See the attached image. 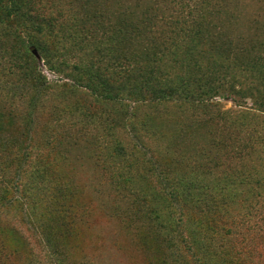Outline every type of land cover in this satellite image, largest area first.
I'll use <instances>...</instances> for the list:
<instances>
[{"label": "rangeland", "instance_id": "obj_1", "mask_svg": "<svg viewBox=\"0 0 264 264\" xmlns=\"http://www.w3.org/2000/svg\"><path fill=\"white\" fill-rule=\"evenodd\" d=\"M42 1L41 15L55 17L51 7L57 2ZM243 3L244 17L235 33L241 34L247 43L242 48L248 49H236L229 55L236 89L242 87L240 82L244 87L254 86L258 79L251 73L260 64L253 63L264 61V0ZM2 18L0 48L13 44L8 41L10 36L6 39L7 29L16 25L7 10ZM35 37L54 45L50 37ZM191 57L185 56L187 61ZM36 59L51 84L50 99L61 96L63 82ZM243 65L249 66L244 73L245 69L239 72ZM8 67L4 63V70ZM5 85L0 78V264H176L169 236L176 243V258L184 259L177 258L180 264H264V113L250 108L251 99L240 107L234 103L237 96L215 99L222 112L236 117L232 130L219 135V140L234 135L253 142L252 150L223 159L222 165L205 161L202 155L209 125L194 121L189 106L186 110L175 104L159 113L138 109L143 127H138L142 130L135 140L120 124L113 128L109 114L100 106L92 110L97 125H86V134L79 135L85 130L77 122L66 132L65 118L70 115L62 113L56 122L53 115L61 104L47 100L43 105L56 108L49 112L40 108L42 114L31 133L33 144L42 145L43 139L57 132L58 139L54 147L40 146L39 154L24 158L17 150L25 146L27 134L19 123V108L6 101L12 91L3 92ZM143 130L146 134L141 136ZM250 174L259 183L241 185L242 178ZM17 177L30 190V215L45 223V234L33 229L34 221L28 220L25 208L16 202ZM227 183H238L244 197L237 196ZM175 184L182 196L178 207L182 215L170 194ZM222 186L225 190L220 192ZM248 199L260 214L250 210L243 224L240 219L246 216ZM207 203L219 210L208 212ZM148 206L154 207L158 219L141 215ZM179 216L185 240L176 236ZM187 243L195 254L187 252Z\"/></svg>", "mask_w": 264, "mask_h": 264}, {"label": "trees", "instance_id": "obj_2", "mask_svg": "<svg viewBox=\"0 0 264 264\" xmlns=\"http://www.w3.org/2000/svg\"><path fill=\"white\" fill-rule=\"evenodd\" d=\"M50 1L57 2L51 7L55 11L53 18L41 15L42 0H0V23L4 25L2 15L5 10L16 22L14 29H7L9 33L5 37L10 36L8 41L13 44L0 48V78L6 83L1 86L2 91H12L6 101L19 108V112L16 111L21 120L19 123L27 134L25 146L17 150L22 151L24 158L39 154L40 146L51 144L54 147L58 139L57 132L43 139L42 145L33 144L32 135L42 114L40 108H45L43 112L56 108L55 105H43L47 100L61 104L53 115L56 122L60 121L62 113L70 115L69 119L65 118L66 132H70L76 122L84 130L86 125L96 126L92 110L100 106L109 114L113 128L120 124L130 139L135 140L139 139L142 130L138 127H143L139 125L138 109L151 108V112L159 113L171 104L189 106L194 121L199 120L201 126L209 125L206 127V146L202 148L205 161L222 165L223 159L252 150V140L246 143L234 135H224L219 140V135L227 129L232 130L236 117L222 112L215 100L237 96L239 100L234 103L240 107L251 99L253 107L250 108L264 113V61L256 59L253 63L260 64L258 71L251 73L258 79L256 84L248 88L240 82L242 87L239 89H236V75L230 64L232 52L248 49L247 46L242 48L247 43L241 34L236 36L235 33L244 17L243 0ZM37 35L52 38L54 45L47 44L42 37L41 41L37 40ZM33 50L45 69L65 82L61 84V96L50 99L53 96L51 84L40 72ZM188 54L192 56L190 61L185 58ZM6 62L9 65L7 71L4 70ZM248 68L243 65L239 72L245 69L244 73ZM86 130L79 131V135L86 134ZM144 134L143 130L141 136ZM39 158L42 160L41 156ZM252 176H245L240 184H258ZM17 181L16 202L25 208L28 220L34 221L33 229L45 234V223L30 215L33 202L29 188L22 185L19 177ZM237 184L227 183L228 187H234L237 196L243 198ZM224 190V186L219 188L220 192ZM170 194L178 209L179 199H182L179 185H172ZM246 203V216L240 219L241 223L249 219L252 211L260 214L249 199ZM204 208L213 214L219 210L211 203L205 204ZM178 210L181 213V209ZM140 213L146 219H158L152 206L143 208ZM181 224L179 216L175 232L185 240ZM154 240L159 241L158 235ZM167 242L176 264H180L177 258L184 262L180 255L176 258L174 254L176 243L172 236ZM187 246V252L194 253L192 245L187 243Z\"/></svg>", "mask_w": 264, "mask_h": 264}, {"label": "water", "instance_id": "obj_3", "mask_svg": "<svg viewBox=\"0 0 264 264\" xmlns=\"http://www.w3.org/2000/svg\"><path fill=\"white\" fill-rule=\"evenodd\" d=\"M33 54H34L35 57L39 58V55H38V53L35 50H33Z\"/></svg>", "mask_w": 264, "mask_h": 264}]
</instances>
